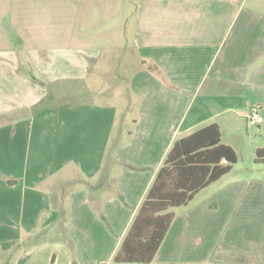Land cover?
Masks as SVG:
<instances>
[{"label":"crops","instance_id":"obj_1","mask_svg":"<svg viewBox=\"0 0 264 264\" xmlns=\"http://www.w3.org/2000/svg\"><path fill=\"white\" fill-rule=\"evenodd\" d=\"M122 57L124 108L79 99L106 94L95 80L51 91ZM253 106L264 118V0H0V264H137L115 257L172 146L217 125L238 156ZM228 175L170 210L150 264H264V173ZM233 188L250 197L230 249L213 239Z\"/></svg>","mask_w":264,"mask_h":264},{"label":"trees","instance_id":"obj_2","mask_svg":"<svg viewBox=\"0 0 264 264\" xmlns=\"http://www.w3.org/2000/svg\"><path fill=\"white\" fill-rule=\"evenodd\" d=\"M256 156V163L264 165V148L257 150ZM237 162L235 150L221 144L217 125L177 141L141 205L115 262L152 263L174 221L175 215L170 210L193 201L200 191L229 174Z\"/></svg>","mask_w":264,"mask_h":264},{"label":"rangeland","instance_id":"obj_3","mask_svg":"<svg viewBox=\"0 0 264 264\" xmlns=\"http://www.w3.org/2000/svg\"><path fill=\"white\" fill-rule=\"evenodd\" d=\"M127 23L128 20L126 21V25ZM123 61H125V58L122 57L119 62L121 65L115 67V69L110 68L109 70H106V74L103 76L93 74L88 80L85 81L56 83L51 86V91L53 94H55V91L65 89L66 92H68L67 94L71 93V95H74L73 93L76 94L80 89L84 90L85 86L89 84V82H93L95 80V83L92 84V89L95 88V90L97 89L104 91L106 94H95L92 96L83 95L78 97L79 99L83 98L87 101L94 100L98 103H104L111 100V102L114 103L119 109L124 108L125 102L128 101V89L126 82V79H128V76L130 75L128 70L133 71V69H128L125 67V62ZM112 71H114V73ZM257 136H259V127L247 124L244 128L243 137H238L236 140H234L238 152V164L235 165L233 172H230L224 180L228 189L229 187H233V185L236 186V182L241 181L242 179L246 180V177L249 173L254 171H260L261 173H264V165L256 163L257 156L252 151ZM226 139H230L228 135ZM220 186L221 185L211 187L210 191H208L203 197L199 198V200H202L206 196L214 197L213 200H215ZM249 197L250 194L248 191H243L238 194L236 188H233L231 191L228 190V224L227 226H224L223 224L222 227L217 229V237L213 239L214 241H217L218 239V243H222V245L227 244L230 249L236 248L239 242L238 238L240 236V233H238V230L240 229L238 215ZM257 197L260 201L264 202V196H256V201ZM243 233L245 234L244 231ZM255 233L259 238L264 239V227L255 231L253 234ZM248 235L249 234L246 232L245 236ZM252 235L250 237H252ZM214 245H217V242ZM233 255V258H235L237 257L238 253L234 252ZM257 262H259V260H257ZM256 264H263V262Z\"/></svg>","mask_w":264,"mask_h":264},{"label":"built area","instance_id":"obj_4","mask_svg":"<svg viewBox=\"0 0 264 264\" xmlns=\"http://www.w3.org/2000/svg\"><path fill=\"white\" fill-rule=\"evenodd\" d=\"M264 118L258 106H253L248 113V122L251 126H259L263 123Z\"/></svg>","mask_w":264,"mask_h":264}]
</instances>
